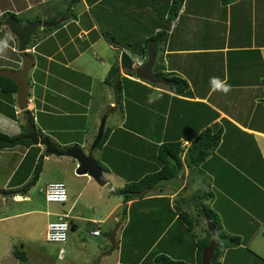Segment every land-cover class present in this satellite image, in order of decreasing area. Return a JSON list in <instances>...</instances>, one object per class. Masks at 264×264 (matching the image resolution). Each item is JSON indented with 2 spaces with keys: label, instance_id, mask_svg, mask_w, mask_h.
Masks as SVG:
<instances>
[{
  "label": "crops",
  "instance_id": "obj_1",
  "mask_svg": "<svg viewBox=\"0 0 264 264\" xmlns=\"http://www.w3.org/2000/svg\"><path fill=\"white\" fill-rule=\"evenodd\" d=\"M263 1L115 0L114 4L108 0H0V19L13 14L23 26L35 22L58 23L54 27L40 28L29 42L34 79L28 110L41 140L49 138L52 145L78 147L85 153L96 139L101 121L105 120L107 140L94 153L101 150L97 161L108 181L102 187L90 176L78 175L74 159L48 155L44 146L35 145L31 140L30 146L11 148V154L0 149V157L12 168L20 169L29 157L32 162L29 164L32 167L28 168L31 173L21 183L0 184V192H3L0 193V221H11L19 216L9 213L6 203L33 199L31 189L36 188L40 177L27 193L13 192L31 182L34 168L43 157L42 175L49 163L63 165V172L59 173H66L71 181L80 184L78 199L73 200L68 214H56L58 218L71 216L72 221L68 223L72 232L83 230L94 238L103 235V226L109 230L110 237H104L100 244L97 242L92 264H145L147 253L137 259L141 255L137 247L124 249V240L127 233L135 236L141 227L153 223L159 228L160 236L150 247L159 250L152 264H156L155 258L161 255L197 264L199 243L211 242L209 221L217 229L216 245L222 243L218 226L208 212L225 234L240 240V246L224 250L218 258L221 263L264 264ZM176 5L178 10L172 18ZM130 8L137 11L142 23L136 34H131L133 22L126 17ZM114 9L119 11L115 23L125 25L126 29L125 33L123 26V30H116L123 32L120 38L125 36L127 45L108 39L110 33L105 31L109 22L107 11L114 12ZM68 30L72 35L63 38ZM8 31L5 28L11 44L5 43L17 55L15 39ZM159 34L164 38L158 37ZM154 37L151 42L160 40L156 48L158 70L186 81L188 88L183 93L177 91V84L152 86L136 78L135 68L147 61L151 42L145 46L146 42ZM102 39L112 49L114 57L94 52L95 58L105 65L101 76L109 75L110 67L118 65L121 76L132 82H123L118 105L119 85L115 82L109 86L107 98L95 108L92 82L81 85L75 78L60 74L67 70L81 75L86 70L98 69L90 65V52L98 43H103ZM71 48H75L76 53L79 48L84 50L70 56L67 50ZM124 55L132 59L131 67L122 65ZM41 58L49 63L45 68L40 66ZM36 70L43 74L35 73ZM106 78L100 82L106 84ZM135 87L140 93L133 91ZM16 96L17 93L6 94L0 89V125H3L0 133L29 140L24 130L27 128L25 115L19 110ZM121 130L124 142L118 146L114 137ZM218 134L221 135L218 145L208 146ZM173 143L181 147V165L170 158L172 176L157 179L154 185H147L133 200L125 202L116 191L161 173L164 163L160 159V148ZM203 151L208 153L206 159L197 164L198 153ZM60 180L46 187L62 182ZM87 186L91 191L103 192L105 204L100 205L101 210L84 208L81 197ZM6 198L10 199L5 201ZM83 211L86 215H82ZM185 213L191 219L190 225ZM155 215L159 220H143ZM181 220L183 223L176 236L166 240L165 233ZM95 230H100L99 236L92 235ZM160 244L163 245L160 247ZM12 248L6 251L11 264L24 262ZM24 249L22 246L20 250ZM66 253L60 250L58 260L64 261ZM75 254L81 256V251Z\"/></svg>",
  "mask_w": 264,
  "mask_h": 264
},
{
  "label": "rangeland",
  "instance_id": "obj_2",
  "mask_svg": "<svg viewBox=\"0 0 264 264\" xmlns=\"http://www.w3.org/2000/svg\"><path fill=\"white\" fill-rule=\"evenodd\" d=\"M122 1L124 2V0ZM108 2H114V4H116L115 0H108ZM135 4H137V2ZM135 7H137V5ZM128 11L130 14L127 13V16H126L127 20L132 19V22H133V25L131 26L133 31L131 34H136L138 30L140 29V25L142 24L141 19L139 18V15L136 14L137 11L131 8ZM107 12H108L109 22H108V27H107L108 30H105V31L110 33L108 39L117 40L121 42L122 44L127 45V41L125 39L126 37L122 36V38H120V35L123 34V32L118 33L116 30L117 28L121 29L122 26L124 28V33L126 30L125 25L122 24L121 26L120 24L115 23L116 22L115 20H117L116 18H118V15L116 14L119 13V11L114 9V12L110 10ZM122 13L124 14V11ZM135 14L136 16H134ZM23 17H20V18H23ZM122 18L123 17H121L120 20H122ZM16 20L19 23H22L18 19ZM106 20L107 19H104V21ZM127 20L126 22H128ZM69 35H72V33L69 32L68 30V32L64 35L63 38ZM94 39H96V36L94 37ZM0 40H2V42L0 43V69H14L18 67V64L16 63V61L17 62L19 61V57L15 55L14 52H12L10 46L8 45V44H11L10 39L6 36V34L0 33ZM98 41H101V40H98ZM5 42L8 44H6ZM47 44H51V43H47ZM164 45H166V41ZM74 49L75 48H71L67 50L68 52H71L70 56L76 55L79 52V50L82 48H79L77 50V53L75 52ZM94 52L99 53V55L105 54L104 57H111V59H113L114 57V53L112 52V49L103 40L102 44L98 43L94 51H92V53L90 52V59L92 61L91 63L93 64V65L92 64L90 65L91 67L97 66L98 69H96L94 72L92 70L90 71V69L86 70V72L81 75L75 74L71 71L66 70V71H62L60 76L65 77V78H71V79L75 78V81L80 82L81 85H85V84L87 85L89 81L92 82V86H94L93 98L95 100V108H97L100 105V103L104 101V99L107 98L108 92H109V84L107 83L103 84L100 81L102 79H105L109 75L105 74L104 76H101L102 69L104 68L105 65H102V63L98 59L95 58L96 53ZM48 64L49 63L45 58H41L40 66L42 68H45ZM108 64L111 65V61H109ZM112 66L110 68L114 67ZM37 71H40V70H36L35 73ZM41 73L43 74V72ZM154 73L156 74L161 73L158 70V65L156 66V69H154ZM162 75L166 78L169 77L166 73H162ZM33 79L34 78L30 74V80L32 82V85H33ZM148 83L152 86L154 85L150 82ZM133 91L137 92L139 91V89L135 87ZM124 102L126 103L127 100L124 99ZM25 124H26V120H25ZM2 126L3 125L1 124L0 131L3 130V128H1ZM24 130H25V127H24ZM122 131L123 130L117 131L115 133L116 135L114 137V140L116 141L118 146L123 145V142H124V139L122 138V135H123ZM95 140L96 139L93 140V142L91 143V146ZM57 148L60 151L69 150L68 148H61L59 146H57ZM6 151H7L6 152L7 154H11L9 153L11 151V148H6ZM97 151L94 153V158L96 159V161H97V158H99L101 154V150L98 152ZM114 151L117 152V150H114ZM30 161H31V158L29 157L28 160H26V162L24 163V165L19 169V168H16V166L12 168L11 164L7 163L5 158L2 159V157H0V184L4 186L7 182L14 183V184L21 183L20 181H22V179H25L28 176V173H31L30 172L31 169H28L32 167V165H29L30 163H32ZM101 163L103 162L101 161ZM34 171H35V168H34ZM59 171L63 172V165H60V167L57 164L55 166L53 165L51 166V164L49 163L48 167L45 170L43 169V175L40 173L41 176L39 175L40 178H39L36 188L31 189L32 194H33L32 196L33 199L31 201L29 202L9 201L8 203H6L9 213L19 214V216L16 219L11 220V221H8V220L0 221V264H11L6 251L8 248L11 249L13 245H14V248L12 249H14L13 250L14 254H15L16 249H19V248L21 249L22 246H25L24 251L26 252V259L24 262L19 260L18 264L20 263L21 264H38L39 262L41 264H92L94 261V257H93V255L95 254L94 252H97V247H98L97 242L100 244L104 237L105 238L110 237L109 230L107 229L106 226H103L104 231H102L103 235L100 238H94L89 234V232H85L83 230H80L79 232L74 233L72 232V227H70L69 241L67 244L65 245L50 244L47 241L46 236H47L48 224L54 221H57L59 219L58 218L59 216L56 214H59V215L68 214V211L72 206L73 200L78 199L77 193H78V190L80 189V184H78V182L74 183L73 181L70 180V177L66 173L60 174ZM35 177H37V175H35V172H33L31 181ZM59 179H61L60 181L66 184L67 191H68V198H69L68 202L66 204L49 203L46 201V198H45V192L47 188L46 185L53 181H59ZM80 183H83V180H80ZM87 189H90V187L87 186L86 190L84 189V191H82L83 196L81 197L83 204H84V208L88 211L91 210L93 207H96L99 210H101L100 205L105 204V201H104L105 199L103 196L104 194H102L103 192H101L100 194L99 192L91 191V189L87 191ZM0 193L2 194L3 192H0ZM90 193L92 194L90 195ZM7 199L9 200L10 198H6L5 201H7ZM99 199L101 200L99 201ZM1 201H2V198H0V202ZM78 209L79 208H77L76 211H78ZM82 215H86V211H83ZM143 220H146V221L155 220L156 221V220H159V218L155 215L152 217H145L143 218ZM67 221L68 222L72 221L71 216H69ZM181 223H183L182 220L179 221V223L176 226L172 227V229L170 228L171 230H168V232L165 233L164 236H166V240H170L171 238L176 236ZM137 226H139V224ZM159 231H160L159 228L157 229L155 223H153L149 225L148 227H141L140 230L136 232L135 236H130V233H127L125 236V240H124V249L127 250V248L129 249L132 245L136 246L137 250H139V252L141 253V255L137 257V259H141L142 255L147 253V257L144 259V261L146 260V263L152 264L153 258L158 254L159 250L155 249V247L153 249H151L150 247L152 243L155 241V239H158V237L160 236V234H158ZM10 242H11V245L9 246ZM161 245L163 244H160V247ZM61 249L67 251L66 255L64 256V261L58 260L59 251ZM79 250L81 251V256H76L75 251H79Z\"/></svg>",
  "mask_w": 264,
  "mask_h": 264
},
{
  "label": "water",
  "instance_id": "obj_3",
  "mask_svg": "<svg viewBox=\"0 0 264 264\" xmlns=\"http://www.w3.org/2000/svg\"><path fill=\"white\" fill-rule=\"evenodd\" d=\"M5 24L18 41V52L20 53L23 59V65L20 70L0 69V78H8L17 86V105L19 107V110L21 112H24L25 114L27 138L31 140L35 145L44 146L46 148V153L49 155H54L57 157H69L74 159L78 164V168L76 170V173L78 175H88L99 186H105L108 181L104 175L103 169L94 158V151L98 148L99 144L104 139L105 120L102 121L96 140L92 144L88 153H85L81 148L78 147L69 149L67 151L57 150L48 140L40 139L38 132L30 121V115L28 113L29 96L31 89L29 75L34 66V59L29 53L25 52V50L28 46V42L30 41V39L38 28H50L58 25V23L43 24L37 22L34 24L23 26L14 18H8ZM159 41L160 40L157 39L150 43L148 47L147 61L144 65L135 68V76L138 80L147 81L154 85H164L168 87L176 86V83L174 81L169 80L168 78L162 75L154 73V68L157 62L156 48L159 44ZM117 93L118 105L120 103V87H118ZM209 229L211 232V243L208 249L203 254V264H211L217 248L215 240V234L217 232V229L212 221H209Z\"/></svg>",
  "mask_w": 264,
  "mask_h": 264
},
{
  "label": "trees",
  "instance_id": "obj_4",
  "mask_svg": "<svg viewBox=\"0 0 264 264\" xmlns=\"http://www.w3.org/2000/svg\"><path fill=\"white\" fill-rule=\"evenodd\" d=\"M177 7L178 6L176 5V7H174V9L172 11V16H171L172 18L176 15V12L178 10ZM8 16H12L16 19V17L12 14L6 15L7 18H8ZM3 24H4L3 20L0 19V27H2ZM157 36L160 37V36H162V34H159ZM162 38H164V36H162ZM153 39H155V37L150 39L149 41H147L145 46H147ZM161 41L164 42V39H161ZM146 49L147 48L145 47L144 51H143L145 54H146ZM122 65L127 66V67H131L133 65V61L128 55H124L122 58ZM129 75L132 76L133 74H129ZM158 75H162V73H159ZM167 78L169 80L174 81L177 84L176 89L180 93H183L188 88L187 82L180 79V78L173 77V76L167 77ZM124 81L125 82L126 81L132 82L128 78L122 77L121 73H120V66L115 65L110 70L109 76L105 80V83L109 84V86H113L114 83L117 82L120 89H122ZM0 89H1V91H3L6 94H11V93L17 92L16 84L14 82H12L11 80H9L8 78H0ZM29 115H30V121H31L32 125L35 126L34 120L31 116V112H29ZM25 132H27V128H25ZM206 133H209V132H206ZM220 136L221 135L218 134L217 137L216 136L213 137V140L208 144V146H211L213 144V146L215 145L214 147H216L220 141ZM42 138H44V137L42 136ZM47 140H49V138H47ZM106 140H107V134L104 136V139L99 144L98 148L102 147ZM19 145L30 146V145H32V142L30 140H27L24 136L10 137L6 134L0 133V149L15 148ZM53 146L56 147L57 150H59L55 143H53ZM207 148H209V147H207ZM207 151L209 152L210 150L207 149ZM180 152H181V147L177 143L167 144V145L162 146L160 148V159L164 163V167H163L161 173L155 174L154 176H151V177H148L141 182L129 184L123 190L116 191V193H118L120 196H122L123 199L125 200V202H129L130 200H133L135 195L137 193H140L147 185L152 186V185H154V183L156 182L157 179H166L165 177L172 176V173L170 172L171 170L169 167V165H170L169 159L173 158V160L176 161L178 165H181ZM207 154L208 153H206L205 151H203L202 153L199 152L198 153L199 156L197 158L198 159L197 164H199L200 162H203L204 159H206ZM42 167H43V157L40 158L39 162L37 163V165L35 167L34 172H35V175H37V177L33 178V180L30 183H28L27 185H25L21 190H18V191L13 192V193H18V194L19 193L20 194L27 193L36 184V182L39 178V175L42 171ZM208 214L210 215V217L212 218L214 223L218 226V229L220 231L219 232L220 237L222 238L221 239L222 243L218 242V244H217V248H216V251H215V254H214V257H213L211 264H219V263L221 264V261L218 260L220 255L224 252L225 249L240 246V240L238 238H233L232 236L225 234L220 229L217 221L215 220V217L212 216L210 212H208ZM183 215H185V217H186L185 220H187V223L190 225L189 220H191V219H190L189 215L186 213ZM210 243L211 242L209 240H206L204 242L199 243V245H198V263L197 264H203V254L208 249V247L210 246ZM15 255L21 260L26 259V253L24 250L21 251L20 249H16ZM155 262H156V264H187V263L182 262V261H174L165 255L157 256L155 258Z\"/></svg>",
  "mask_w": 264,
  "mask_h": 264
},
{
  "label": "built area",
  "instance_id": "obj_5",
  "mask_svg": "<svg viewBox=\"0 0 264 264\" xmlns=\"http://www.w3.org/2000/svg\"><path fill=\"white\" fill-rule=\"evenodd\" d=\"M46 200L49 203L65 204L68 202V191L66 184L56 182L48 185L46 190ZM68 216L60 217L57 221L52 222L47 227V241L50 244L65 245L69 241L70 225L66 220ZM100 230L92 232L93 236H99ZM61 253L65 250L61 249Z\"/></svg>",
  "mask_w": 264,
  "mask_h": 264
},
{
  "label": "clouds",
  "instance_id": "obj_6",
  "mask_svg": "<svg viewBox=\"0 0 264 264\" xmlns=\"http://www.w3.org/2000/svg\"><path fill=\"white\" fill-rule=\"evenodd\" d=\"M13 15V14H12ZM8 18H14V17H12V16H8ZM7 17H6V19H5V17L2 19L3 20V22H4V24H3V26H5V28L7 29V30H9V28L6 26V24H5V22H6V20L8 19ZM15 19V18H14ZM16 20V19H15ZM35 23H37V22H35ZM40 23H42V22H40ZM34 24V23H33ZM44 24V23H43ZM0 27V32L1 33H4L5 34V32H4V30H5V28L4 27ZM41 28H44V27H41ZM40 28H38L37 30H39ZM36 30V31H37ZM12 36H13V38L15 39V40H17L15 37H14V35L10 32V30L8 31ZM18 43V42H17ZM29 43V42H28ZM25 52H27V53H29L30 55H32V52L30 51V49L28 48V46L26 47V50H25ZM16 53H17V55H20V53L18 52V46H17V49H16ZM33 57V56H32ZM33 68H34V66H33ZM13 70V69H12ZM32 72V71H31ZM31 74V73H30ZM163 76V75H162ZM29 79H30V75H29ZM141 81H143V80H141ZM147 82V81H146ZM30 83H31V80H30ZM162 86H164V85H162ZM17 93V92H16ZM28 113H29V110H28Z\"/></svg>",
  "mask_w": 264,
  "mask_h": 264
},
{
  "label": "flooded vegetation",
  "instance_id": "obj_7",
  "mask_svg": "<svg viewBox=\"0 0 264 264\" xmlns=\"http://www.w3.org/2000/svg\"><path fill=\"white\" fill-rule=\"evenodd\" d=\"M35 34V33H34ZM18 41L17 40H15V43H16V47L18 46V43H17ZM28 45H29V43H28ZM18 57H19V61L17 62L16 61V63L18 64V67H16V68H14L13 70H20L21 68H22V65H23V59H22V57H21V55H17ZM32 56V55H31ZM14 61V60H13ZM25 115V114H24ZM25 117V116H24ZM26 120V119H25Z\"/></svg>",
  "mask_w": 264,
  "mask_h": 264
}]
</instances>
